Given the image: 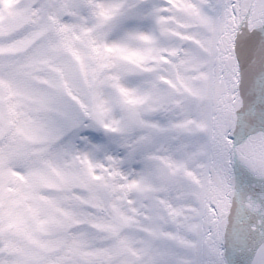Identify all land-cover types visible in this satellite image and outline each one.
I'll return each instance as SVG.
<instances>
[{
	"label": "snow or ice",
	"instance_id": "1",
	"mask_svg": "<svg viewBox=\"0 0 264 264\" xmlns=\"http://www.w3.org/2000/svg\"><path fill=\"white\" fill-rule=\"evenodd\" d=\"M0 264H264V0H0Z\"/></svg>",
	"mask_w": 264,
	"mask_h": 264
}]
</instances>
